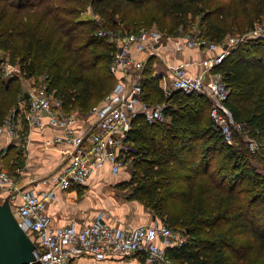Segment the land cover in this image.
Returning <instances> with one entry per match:
<instances>
[{"label":"trees","instance_id":"1","mask_svg":"<svg viewBox=\"0 0 264 264\" xmlns=\"http://www.w3.org/2000/svg\"><path fill=\"white\" fill-rule=\"evenodd\" d=\"M88 6L103 23L81 15ZM263 16L264 0H0V52L19 63L18 74L6 79L0 58V124L19 94L26 97L22 80L42 73L47 93L61 98L66 110L85 114L111 93L118 81L110 69L116 45L97 35L101 29L157 25L178 35L197 20V35L222 43ZM213 71L223 74L226 105L245 134L264 139V39L239 44ZM152 72L150 59L142 99L165 103V120H133L132 178L124 183L133 187L131 198L185 232L166 250L174 264H264V144L255 152L245 136L227 144L205 95L166 93Z\"/></svg>","mask_w":264,"mask_h":264},{"label":"built area","instance_id":"2","mask_svg":"<svg viewBox=\"0 0 264 264\" xmlns=\"http://www.w3.org/2000/svg\"><path fill=\"white\" fill-rule=\"evenodd\" d=\"M259 25L255 24L250 30L252 39L264 38V27ZM97 35L107 37L116 45L110 69L118 81L111 93L82 114L77 110H66L63 100L47 93V86L40 84L35 86L28 100H19L17 107L0 124V134L8 132L15 140L20 136L17 115L21 112L22 119L29 125L41 129L49 126L55 132L53 142L66 144L69 162L64 171L45 179L52 188L44 191L41 197L18 187L16 177L0 161V188L9 194L19 224L36 244L35 260L30 264H72L82 256L103 261L135 253L145 254L148 264H174L166 250L181 243L183 238L179 239L164 220L121 229L100 214L92 222L80 226L72 223L55 229L51 227L48 202L56 199L55 188L67 190L73 186H85L94 171L106 165L111 173L118 174L130 155L128 138L133 120L138 115H144L150 123L165 120V103L150 105L142 99V72L146 62L139 57L142 53L157 55L165 47L176 52L200 48L215 53L210 58L212 64L196 74H191L188 62L174 66L171 81L163 88L166 92L180 90L185 94L205 95L210 101L214 127L227 144L233 145L237 136H245L248 149L252 152L258 150L260 144L246 138L244 124L235 119L226 105L230 89L223 74L213 71V67L221 63L233 48L248 39L226 41L228 36L222 42L227 43L221 46L195 33L185 36L167 34L156 25L143 26L137 31L101 29ZM2 68L6 79L15 75L10 64L4 63ZM45 116L48 117L46 122ZM18 196L21 201L17 203Z\"/></svg>","mask_w":264,"mask_h":264},{"label":"crops","instance_id":"3","mask_svg":"<svg viewBox=\"0 0 264 264\" xmlns=\"http://www.w3.org/2000/svg\"><path fill=\"white\" fill-rule=\"evenodd\" d=\"M214 54L200 48L176 52L170 47H165L157 55L148 56L142 53L139 57L146 63L152 60V75L164 89L165 84L171 81L174 66L188 62L191 74H196L212 64L210 58ZM39 85L32 78L22 80L27 100L35 86ZM21 113L17 115L19 138L13 139L8 132L0 134V161L9 173L16 177L18 187L31 190L42 197L44 191L52 188L45 179L54 173L63 172L69 162L68 154L65 152L66 144H55L52 140L55 134L53 129L47 125L42 129L31 126L22 119ZM47 120L48 117L45 116L44 121ZM90 120L93 121L92 118ZM85 121L86 119L81 124ZM20 154L23 161L18 159ZM122 170L115 175L110 172L109 165H106L95 170L85 186H73L67 190L55 188L56 199L49 201L47 208L51 227L56 229L72 223L80 226L84 222L94 221L100 214L103 215V219L121 229L160 221V217L145 204L134 200L121 202L102 187L106 183L117 187L121 181L127 180L128 176L122 173ZM8 196L9 194L0 188V202ZM19 201L20 196L17 197V203ZM72 264H148V262L145 254L135 253L129 257L117 256L103 261L82 256L75 259Z\"/></svg>","mask_w":264,"mask_h":264},{"label":"water","instance_id":"4","mask_svg":"<svg viewBox=\"0 0 264 264\" xmlns=\"http://www.w3.org/2000/svg\"><path fill=\"white\" fill-rule=\"evenodd\" d=\"M35 248L34 240L19 224L7 197L0 202V264H30L35 260Z\"/></svg>","mask_w":264,"mask_h":264},{"label":"rangeland","instance_id":"5","mask_svg":"<svg viewBox=\"0 0 264 264\" xmlns=\"http://www.w3.org/2000/svg\"><path fill=\"white\" fill-rule=\"evenodd\" d=\"M91 14L95 17V19H98V21H100V23H103V21L100 19V16L98 14L92 13V9L89 6L87 8H84L83 11H82V13H81V15L84 16V17H93ZM194 23H195V26H192V28H190L189 30L188 29L187 30L180 29V32H179L178 35L185 36V35L190 34V33L197 34L196 32H198V30L196 28L197 27L196 24L198 23V21L196 20V22H194ZM256 24H260L259 26L264 27V16L262 17L261 21H258V22L256 21ZM159 29L161 30V28H159ZM249 32H250V30L246 31V30H241V29L236 28V29L233 30V33L226 39V41H230L231 39L232 40H236L238 38L248 39V41L255 40V39H252V37H249L250 36L249 35ZM178 35H176V36H178ZM259 39H264V38H259ZM226 41L224 43H220V45L221 46H224L227 43ZM0 58H3L4 59V61L1 63V65L4 64V63L5 64H10L13 67V69L15 70V71H13L14 74L15 75L18 74L17 71L19 69V63H18L17 60H15V58H13L12 56H10L8 52H4V51L0 52ZM4 73L5 72L3 70V74ZM45 76H46V73H42L38 77H32V80H34L38 84H43L42 82L45 81V78H44ZM23 90L25 91V88H23ZM18 99L19 100H23L24 99V96L19 94ZM14 109L15 108H13L10 111V113ZM245 135H247L246 138L253 139L255 141V143H258V144H261L262 143V144H264V139L252 138L248 134H245ZM255 164L257 166H259V164L257 162ZM259 168L261 169V173L264 174V167L259 166ZM122 173L126 174L128 176V179L127 180H124V181H121L120 182L121 183L120 186L114 187V186L110 185V183H106V184L102 185V187L105 188V191L107 189L109 191V194L110 195H113L114 197H116L121 202L133 201L134 200V201H138V202H141V203L145 204L144 201H142V200L132 199L131 198V194L133 192V187H128L126 184H124V183H127L132 178V166H131V160L129 159V157H128L127 161H126V164H125L124 169L122 170ZM174 232L179 237V239L185 237V234H184L185 232L182 231V229H174Z\"/></svg>","mask_w":264,"mask_h":264}]
</instances>
